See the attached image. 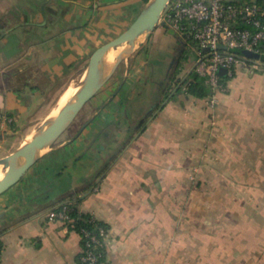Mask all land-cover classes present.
<instances>
[{
  "label": "crops",
  "instance_id": "0c3cea01",
  "mask_svg": "<svg viewBox=\"0 0 264 264\" xmlns=\"http://www.w3.org/2000/svg\"><path fill=\"white\" fill-rule=\"evenodd\" d=\"M143 5V0H0V115L13 118L0 131V158L75 87L89 54L124 31ZM165 29H155L150 45L132 55L121 87L126 68L116 90L95 96L101 121L88 123L48 153L73 149L70 161L39 160L0 195V264H80L78 230L46 216L68 201L106 225L100 264H241L238 257L248 245L240 230L248 225L241 216L247 181L264 180V75L237 73L214 110L184 89L166 98L170 64L184 48L175 53L177 36ZM161 47L169 53L154 54ZM192 70L194 61L185 60L183 77ZM153 108L136 134L132 124ZM73 165L75 178L66 172ZM214 179L220 211L239 215L234 228L231 221L205 218L210 210L201 196ZM231 198L239 204L232 205Z\"/></svg>",
  "mask_w": 264,
  "mask_h": 264
},
{
  "label": "built area",
  "instance_id": "2783aa9c",
  "mask_svg": "<svg viewBox=\"0 0 264 264\" xmlns=\"http://www.w3.org/2000/svg\"><path fill=\"white\" fill-rule=\"evenodd\" d=\"M161 19L193 51L194 70L210 88L204 98L211 110L217 107L219 95L230 91V80L239 70L254 73L264 68V0H171ZM221 69H226L225 75ZM12 122V117L0 115V131ZM73 209L71 201L63 202L46 216L70 225ZM88 222L90 226L76 229L82 241L80 264H100L109 231L94 215Z\"/></svg>",
  "mask_w": 264,
  "mask_h": 264
},
{
  "label": "water",
  "instance_id": "95a60500",
  "mask_svg": "<svg viewBox=\"0 0 264 264\" xmlns=\"http://www.w3.org/2000/svg\"><path fill=\"white\" fill-rule=\"evenodd\" d=\"M170 1L148 0L123 32L93 50L83 77L76 85L75 93L60 107L57 113H54L58 107L57 102L55 108L13 152L0 158V167L4 172L0 179V195L18 183L43 156L59 146V144L57 145L58 140L74 123L86 104L105 87L124 63L126 73L120 87L123 85L129 74L132 55L149 40L160 23L163 26L166 25L160 19ZM170 32L174 31L170 30ZM243 53L259 57L258 54L247 50H244ZM176 61L177 56L173 58L169 71ZM220 73L225 75L226 69H221Z\"/></svg>",
  "mask_w": 264,
  "mask_h": 264
},
{
  "label": "rangeland",
  "instance_id": "374dc122",
  "mask_svg": "<svg viewBox=\"0 0 264 264\" xmlns=\"http://www.w3.org/2000/svg\"><path fill=\"white\" fill-rule=\"evenodd\" d=\"M142 8L143 7H141L139 9L138 13L142 10ZM138 13H137V15H138ZM161 22H163L162 19H161ZM131 23H129V25ZM129 25H127V27ZM164 28H166L165 31H167V32H170V30H172L167 25L163 26L162 23H160L157 26L156 29L161 31ZM120 32H119V34H120ZM173 34H175L177 36V41L178 42L176 44L177 46L175 48L176 49L175 53L178 54L180 49L185 48V45L183 44L184 43L183 41H180L181 39H178L180 37L175 32H173ZM174 37L171 36L172 43H175V41H176ZM151 39L152 38L150 37L149 40L144 44L145 45L144 46L145 49H146V47H148L150 45ZM188 50H189L188 51L189 55H188V59L187 60H188L189 64H191L194 61V53H193L192 50H190V48H188ZM168 53L169 52L166 50L165 47H161L159 49V51L156 52V53L154 52V54H157L158 56L159 55L160 56H164V55H167ZM90 54H89V56H90ZM88 59H89V57H88ZM125 68H126V65L124 63L121 64V66L119 67V69L116 72V74L105 85V87L100 91V93H103L105 91H109V89L112 88V87H114V89L116 90L118 88V82L121 79V76L124 75ZM156 70H159V68L157 67ZM240 72L248 73L249 77H255V76H258V75H264V69H261L259 71L258 75H257L256 72L252 73V72H250L248 70H245V69H241L237 73L239 74ZM83 74L84 73H82L81 77H77L76 78V80L72 84L73 86H76L79 83V81L83 77ZM183 75L184 74H182V76ZM110 91H111V89H110ZM112 91H114V90H112ZM93 99L90 100L86 104L84 109L80 112L78 117L75 119L74 123L70 126V128L58 140L57 145L61 141H63L64 139L76 134L79 130L84 129L85 126L88 123H98V122L101 121V114L97 116V114H95V112H94L97 107H95L96 104L94 105V100ZM102 108H103V106H102ZM156 110H157V108H153V110L145 111V115H141L142 117H141V119L139 121H137L138 119L136 118L134 124H132V128H135L137 130L135 132L136 134L138 133V131L140 129L143 128L144 124L147 123V121L149 119H151V117L153 116V114H154V112ZM98 111H99V109L97 110V113H98ZM94 114H95V116H94ZM140 121H142V122H140ZM112 126H113V124H109V127H107L109 131H111V129H113ZM24 138H23V140H24ZM100 142H104V141L101 140ZM73 154H75V151L73 149L71 151H68V152H67V150L64 151V149L56 150V151H54V152H52L50 154H47L43 158H41L39 163H50V162L56 161V162H54V164L58 165V163H61V160L63 161L65 159H67V160L71 159ZM60 166H62V164H60ZM76 167H77V165H73V166H68L67 167L68 169L66 170V172L69 171L68 175L72 176V178H75V176L77 175L76 171H77L78 168L76 169ZM80 171H82L83 173L85 172L82 167H81ZM70 176H68L69 179L71 178ZM212 182L214 184H212L210 186L211 189L206 191L208 194H206L204 196H201V198L202 199L204 198L205 199L204 201H206L208 203L209 210H210L209 212H207L205 214V218L207 216V218L210 219V220L211 219H216V220H221V221L225 219L226 224L231 221L230 225L232 226V228H234L236 226L235 225L236 224L235 221L238 219L239 215H236L235 212H232L231 214H229L227 212H221L220 211L219 203H220L221 197L217 195L219 193V190H218L219 188H218V186L215 185L216 183H217V185L219 184V180H217L215 182V179H214V180H212ZM247 182H248V184H247L248 187L247 188L249 190V193H248V196H245L246 199L243 201V204L241 203L242 204V209L244 211V212L242 211L241 216L243 218L248 219V225L245 228L242 227L240 230L242 232V235H245L248 238V245H247V253L242 254L241 257H238V259L240 258V263L241 264H264V180H260V181H255L254 180V181H252L253 183L254 182H258L255 185H253L251 180H248ZM261 184H263V188H260ZM214 193H215V196H214ZM214 201H216L215 204H217V206H214L215 204H212V203H214ZM236 203L239 204L233 198H231V204L234 205ZM212 209H214V210H212ZM226 215H229V216H226Z\"/></svg>",
  "mask_w": 264,
  "mask_h": 264
},
{
  "label": "trees",
  "instance_id": "16d2710c",
  "mask_svg": "<svg viewBox=\"0 0 264 264\" xmlns=\"http://www.w3.org/2000/svg\"><path fill=\"white\" fill-rule=\"evenodd\" d=\"M143 1L145 4L148 0H143ZM184 45L185 48L182 50V53L178 55L176 63L174 64L173 68L167 75V82L169 84V88L168 91H166L165 93V97L167 98L170 95V93L175 89H176V93L181 92L184 89L185 92L189 95H192L197 98H204L210 93V88L205 85L204 77L197 74L195 70H192L186 78H184L181 75L182 63L188 59V55H189L188 52L189 47L186 43H184ZM72 206L74 207V209L71 212L73 219L69 221L70 226L73 227L74 229H79L80 227L83 226L86 227L90 226L88 219L91 217L92 214L81 212L80 215V210L78 209L77 204L72 202ZM81 217L83 219H81ZM98 223L100 225L106 226L100 220ZM102 259L103 257L101 258V261Z\"/></svg>",
  "mask_w": 264,
  "mask_h": 264
},
{
  "label": "bare ground",
  "instance_id": "6f19581e",
  "mask_svg": "<svg viewBox=\"0 0 264 264\" xmlns=\"http://www.w3.org/2000/svg\"><path fill=\"white\" fill-rule=\"evenodd\" d=\"M77 90V87H73V88H69L65 93L64 95L62 96V98L59 100L58 102V107L55 111V113H57L60 109L61 106H63L67 100L75 93V91ZM4 175V172L2 170V168L0 167V179L3 177Z\"/></svg>",
  "mask_w": 264,
  "mask_h": 264
}]
</instances>
